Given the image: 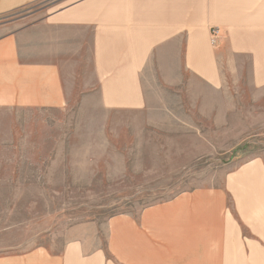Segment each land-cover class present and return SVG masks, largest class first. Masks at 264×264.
<instances>
[{
    "label": "crops",
    "instance_id": "0c3cea01",
    "mask_svg": "<svg viewBox=\"0 0 264 264\" xmlns=\"http://www.w3.org/2000/svg\"><path fill=\"white\" fill-rule=\"evenodd\" d=\"M38 1L0 0V13ZM35 16L0 35L2 109L63 111L91 97L106 110L165 106L170 87L147 85L146 74L175 44L182 73L205 95L229 91V73H249L252 87L264 89V0H55ZM151 90L163 93L157 102ZM104 233V241L81 235L57 251H12L0 264H264V155L219 184L112 215Z\"/></svg>",
    "mask_w": 264,
    "mask_h": 264
},
{
    "label": "rangeland",
    "instance_id": "374dc122",
    "mask_svg": "<svg viewBox=\"0 0 264 264\" xmlns=\"http://www.w3.org/2000/svg\"><path fill=\"white\" fill-rule=\"evenodd\" d=\"M54 3L0 13V35ZM174 51L155 55L146 74L147 85L170 87L162 107L106 110L91 97L63 111L0 108V255L38 245L57 251L81 235L104 241L112 215L219 184L264 155V89L252 87L249 73H229V91L205 95ZM162 94L151 90L150 101ZM230 99L236 107L212 106Z\"/></svg>",
    "mask_w": 264,
    "mask_h": 264
},
{
    "label": "built area",
    "instance_id": "2783aa9c",
    "mask_svg": "<svg viewBox=\"0 0 264 264\" xmlns=\"http://www.w3.org/2000/svg\"><path fill=\"white\" fill-rule=\"evenodd\" d=\"M217 33H218V31H217V29L216 28H213L212 30H211V42L214 44V42H215V39H216V37H217Z\"/></svg>",
    "mask_w": 264,
    "mask_h": 264
}]
</instances>
